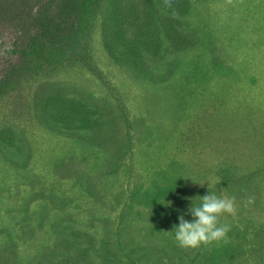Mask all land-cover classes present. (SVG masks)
Wrapping results in <instances>:
<instances>
[{
	"label": "rangeland",
	"instance_id": "obj_1",
	"mask_svg": "<svg viewBox=\"0 0 264 264\" xmlns=\"http://www.w3.org/2000/svg\"><path fill=\"white\" fill-rule=\"evenodd\" d=\"M38 1L0 0V264H264V0H78L25 73ZM210 193L228 242L179 247Z\"/></svg>",
	"mask_w": 264,
	"mask_h": 264
},
{
	"label": "trees",
	"instance_id": "obj_2",
	"mask_svg": "<svg viewBox=\"0 0 264 264\" xmlns=\"http://www.w3.org/2000/svg\"><path fill=\"white\" fill-rule=\"evenodd\" d=\"M23 6L28 9V2ZM82 8L78 0H39L35 8L31 7V17H25L15 32L13 51L18 63L14 69H19L23 60L25 73L34 72L39 66L36 63L42 61L44 52H54L55 46L67 43V33L72 29L73 18L75 14L82 12ZM65 17L68 18V31L64 28L67 23L63 21ZM18 75V70L6 71L0 88H4Z\"/></svg>",
	"mask_w": 264,
	"mask_h": 264
},
{
	"label": "clouds",
	"instance_id": "obj_3",
	"mask_svg": "<svg viewBox=\"0 0 264 264\" xmlns=\"http://www.w3.org/2000/svg\"><path fill=\"white\" fill-rule=\"evenodd\" d=\"M170 4V0H165ZM200 198V203L192 204L189 209L193 220L188 221L183 215L179 216L178 226H174L175 240L179 247L184 249H197L208 246L214 242L227 243V234L231 226L221 223V216L227 214L235 216L237 212L236 198L228 195L210 193ZM255 198L249 196L245 206L253 204Z\"/></svg>",
	"mask_w": 264,
	"mask_h": 264
}]
</instances>
